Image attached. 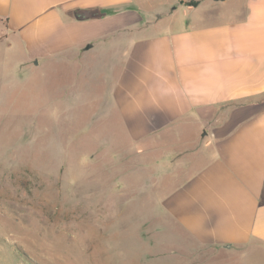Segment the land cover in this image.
<instances>
[{
  "label": "crops",
  "instance_id": "crops-1",
  "mask_svg": "<svg viewBox=\"0 0 264 264\" xmlns=\"http://www.w3.org/2000/svg\"><path fill=\"white\" fill-rule=\"evenodd\" d=\"M239 2L236 18L149 32L142 0H0V42L99 79L102 119L130 141L134 203L176 230L147 232L164 264L264 255V0Z\"/></svg>",
  "mask_w": 264,
  "mask_h": 264
},
{
  "label": "rangeland",
  "instance_id": "rangeland-1",
  "mask_svg": "<svg viewBox=\"0 0 264 264\" xmlns=\"http://www.w3.org/2000/svg\"><path fill=\"white\" fill-rule=\"evenodd\" d=\"M213 1L189 10L178 5L197 0H142L141 12L156 25L149 32L240 16L239 0ZM35 64L0 42V264H164L162 251L148 252L147 232L158 222L176 230L151 218L147 196L134 203L130 141H116L113 117L102 119L99 79ZM201 262L264 264V255Z\"/></svg>",
  "mask_w": 264,
  "mask_h": 264
},
{
  "label": "trees",
  "instance_id": "trees-1",
  "mask_svg": "<svg viewBox=\"0 0 264 264\" xmlns=\"http://www.w3.org/2000/svg\"><path fill=\"white\" fill-rule=\"evenodd\" d=\"M185 5H187V6H196L197 5V2L195 3V2H186L185 3Z\"/></svg>",
  "mask_w": 264,
  "mask_h": 264
},
{
  "label": "water",
  "instance_id": "water-1",
  "mask_svg": "<svg viewBox=\"0 0 264 264\" xmlns=\"http://www.w3.org/2000/svg\"><path fill=\"white\" fill-rule=\"evenodd\" d=\"M216 1H218V0H216ZM222 1V0H221Z\"/></svg>",
  "mask_w": 264,
  "mask_h": 264
}]
</instances>
